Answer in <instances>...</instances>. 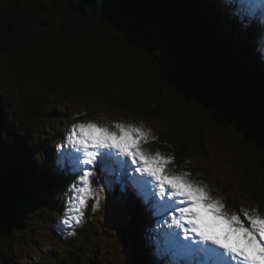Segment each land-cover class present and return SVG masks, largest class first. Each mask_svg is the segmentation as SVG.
<instances>
[{"label":"trees","instance_id":"1","mask_svg":"<svg viewBox=\"0 0 264 264\" xmlns=\"http://www.w3.org/2000/svg\"><path fill=\"white\" fill-rule=\"evenodd\" d=\"M51 1L61 12L60 48L50 62L46 89L28 107L19 135L8 134L11 110L0 98V262L26 239L37 208L47 206L52 211L46 199L52 188L68 183L45 171V163L37 169L35 159L49 156L50 150L47 143L30 138L52 113L45 111L51 102L48 87L70 75L79 77L76 91L81 96H88L96 81L125 83L126 109L172 120L173 128L158 136L156 150L174 155L173 169L183 166L193 149L205 151L210 129L232 130L238 150L256 164L241 191L264 214V184L256 173L264 177V31L254 39L223 33L228 23L214 0ZM22 3L0 0V20L8 10L13 12L10 29L15 41L0 54V70L27 74L39 42L43 10L38 0V8L26 14ZM128 19L136 25L120 24ZM129 74L130 81L124 76ZM222 97L231 103L221 102ZM106 98L111 99L109 92ZM113 193L119 197V188ZM151 220L149 224L147 219L127 217L119 236L130 247L135 264H154L149 257L159 256L150 241ZM56 264L98 263L81 247L70 248Z\"/></svg>","mask_w":264,"mask_h":264},{"label":"snow or ice","instance_id":"2","mask_svg":"<svg viewBox=\"0 0 264 264\" xmlns=\"http://www.w3.org/2000/svg\"><path fill=\"white\" fill-rule=\"evenodd\" d=\"M214 6L238 35L254 39L264 31L254 19L245 25L250 17L264 20V0H214ZM136 23L120 21L128 27ZM221 102L231 103L227 97ZM155 139L142 123L74 122L56 161L71 176L63 223H82L90 202L95 210L106 191L119 187L113 206L117 217L149 224L155 217L158 264H264V214L258 208L229 207L224 196L190 172L173 170L174 155L146 147Z\"/></svg>","mask_w":264,"mask_h":264},{"label":"rangeland","instance_id":"3","mask_svg":"<svg viewBox=\"0 0 264 264\" xmlns=\"http://www.w3.org/2000/svg\"><path fill=\"white\" fill-rule=\"evenodd\" d=\"M37 1L23 0L22 12L28 14L32 7L38 8ZM40 2L43 21L39 42L36 43L31 61V71L23 74L10 68L0 70V98L11 110L7 128L10 136L20 134L18 128L27 122L28 107L33 100H38L43 95L49 79L50 62L58 55L60 48L61 12L51 0H40ZM253 19L258 25L260 24V27L264 26L259 22L258 16L250 17L245 22H252ZM226 21L228 24L223 33H233L230 22L227 19ZM124 76L130 81V74ZM79 82V77L70 75L48 87L51 108L47 107L45 111L52 113L44 126L30 138L38 144L47 143L50 150L49 156L35 159L37 169L41 170L42 163H45V171L49 170L51 174L66 179L68 183L62 187L52 188L53 190L46 195L52 211L47 210V206L37 208L30 233L20 245L13 248L8 257L1 260L0 264H56L57 258L68 252L70 248L81 247L85 250V256H94L98 264H135L130 247L119 240L127 217H117L114 213L113 206L117 196L114 195L113 190L105 192L104 199L95 210L90 202L82 223L72 222L70 225L63 223L64 192L71 183V176L56 164L59 159L58 152L64 150L61 147L62 142L74 122L96 119L101 123L109 124L115 121L137 125L142 123L157 137L146 145L152 151H156L160 143L158 142L160 133L173 128V122L167 117L149 118L134 109H126L125 83L121 81L118 84L110 80L106 84L96 81L90 88L88 96L77 94ZM117 86H120V89ZM106 92L111 94V99L106 98ZM56 141L58 142L55 143ZM204 144V152L193 149L191 157L185 160V164L178 170L174 166L173 170L190 172L193 179L208 184L214 194L219 192L224 196L229 207L257 208L248 201L249 194L241 191L242 183L248 180L249 172H255L256 164L238 150L235 133L222 127L210 129L206 133ZM256 173L264 184L263 174L257 170ZM92 179L94 187L100 186L97 185L95 176ZM153 218L155 231L157 225L155 217ZM72 232L75 235L69 234ZM150 241L154 244L155 250H158L153 237ZM149 258L154 264H158L161 259L160 256Z\"/></svg>","mask_w":264,"mask_h":264},{"label":"water","instance_id":"4","mask_svg":"<svg viewBox=\"0 0 264 264\" xmlns=\"http://www.w3.org/2000/svg\"><path fill=\"white\" fill-rule=\"evenodd\" d=\"M13 18V12L8 10L3 19L0 20V54L4 53L14 44V33L10 29V21ZM6 33L7 38L3 39V33Z\"/></svg>","mask_w":264,"mask_h":264}]
</instances>
